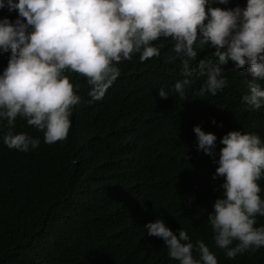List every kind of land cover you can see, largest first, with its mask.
Returning <instances> with one entry per match:
<instances>
[{"label":"trees","instance_id":"16d2710c","mask_svg":"<svg viewBox=\"0 0 264 264\" xmlns=\"http://www.w3.org/2000/svg\"><path fill=\"white\" fill-rule=\"evenodd\" d=\"M5 17L14 22L18 12L0 10ZM153 44L160 56L141 63L136 54L117 65L121 75L100 101L89 96L86 78L66 73L81 97L66 139L47 144L44 132L18 118L12 132L40 140L20 152L3 143L9 129L0 125V264H179L162 239L147 235L158 219L174 233L187 231L194 245L203 241L218 264H264V247L229 259L215 245L208 214L224 181L212 180L218 164L190 144L204 118V128L227 134L259 132L258 124L231 100L241 92L230 86L227 66L217 95H198L206 77L194 74L180 99L174 85L185 77L173 42ZM195 50L191 67L214 61L208 46ZM9 57L0 54V74Z\"/></svg>","mask_w":264,"mask_h":264},{"label":"clouds","instance_id":"9594fccd","mask_svg":"<svg viewBox=\"0 0 264 264\" xmlns=\"http://www.w3.org/2000/svg\"><path fill=\"white\" fill-rule=\"evenodd\" d=\"M5 8L18 18L0 19V54L10 53L0 74V125L9 129L3 143L20 152L39 148L40 140L13 133L18 118L44 132L47 144L67 138L81 97L80 85L66 73L86 78L89 96L100 101L121 75L117 65L136 54L141 63L159 57L153 42L171 38L172 58L185 77L174 92L184 99L194 74L206 77L198 95L221 92L227 66L230 86L241 92L231 100L245 105L259 132L219 133L204 128V118L192 127L190 144L218 164L212 180L224 181L208 214L215 245L229 259L264 247V0H0V10ZM204 46L214 50V61L191 67L196 47ZM159 96L170 97L164 89ZM145 227L179 264H218L209 247L194 245L182 228L174 233L162 219Z\"/></svg>","mask_w":264,"mask_h":264}]
</instances>
